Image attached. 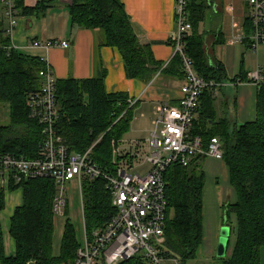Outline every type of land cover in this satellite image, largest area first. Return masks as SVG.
<instances>
[{
  "label": "trees",
  "instance_id": "1",
  "mask_svg": "<svg viewBox=\"0 0 264 264\" xmlns=\"http://www.w3.org/2000/svg\"><path fill=\"white\" fill-rule=\"evenodd\" d=\"M1 3V0H0ZM47 3L27 10L21 1L17 9L23 15L45 12ZM207 0H189L186 8L192 30L185 39V53L195 71L207 82L224 84L228 80L221 63L210 65L205 57L200 26L205 21ZM72 21L87 30H101L104 46L117 49L124 63L126 77L151 83L160 73L185 80L182 57L176 54L165 66L155 60L151 47L143 45L121 0H72ZM5 20L0 19V105L9 106L10 123L0 126V154L27 159L38 157L44 141L42 129L29 116L27 99L41 87L39 73L46 68L39 58L10 49L12 40L6 34ZM246 32H251L247 21ZM165 66V67H164ZM258 94V119L241 126L217 120L214 94L201 98L193 136L201 138L204 148L213 138L223 147V162L230 172V185L237 201L223 207V222L235 216L238 239L231 257L220 264H261L264 247V85ZM125 93L109 94L105 74L85 80H57L58 119L55 131L71 153L82 154L93 147V161L107 172H115L113 146L129 133L137 104L130 108ZM210 121L212 124H209ZM198 157L189 167L172 165L165 173L169 208L166 214V257L182 264L194 261L203 244V193L205 174ZM23 189L22 207L11 219L10 235L16 243V256L6 257L1 243L0 264H74L80 243L76 230L67 221L61 255L53 256L55 232L53 206L57 186L51 180L24 181L11 184L10 191ZM82 198L88 233L105 226L115 215L112 198L103 180H84ZM5 206V191L0 189V211ZM232 233V232H231ZM2 235L0 231V241ZM99 264H106L100 261ZM121 264H144L136 258Z\"/></svg>",
  "mask_w": 264,
  "mask_h": 264
},
{
  "label": "crops",
  "instance_id": "2",
  "mask_svg": "<svg viewBox=\"0 0 264 264\" xmlns=\"http://www.w3.org/2000/svg\"><path fill=\"white\" fill-rule=\"evenodd\" d=\"M16 1H21L27 10L35 9L39 3H50L47 4L45 12L39 14L23 15L22 11H19L18 25L12 38L15 50L23 55L43 60L51 67L56 80H85L105 74L107 93H125L129 98L138 100L130 131L126 135H131L138 141L143 140L141 142L146 145L156 117V108L161 103L178 105L184 81L160 73L149 84L127 79L122 56L117 49L104 46L103 31L83 29L73 23L70 12L72 0ZM121 1L141 44L150 46L155 60L167 66L175 55L172 38L176 32V0ZM207 3L205 21L200 26L205 57L210 65L217 62L223 64L228 75L221 92L213 97L215 116L217 120L227 119L229 124L238 126L254 123L258 119V94L261 87L252 83L250 76L261 68L264 77V45L253 51L247 41L231 44L234 38L246 33L249 20L246 0H207ZM0 19L5 20L4 27L7 29L9 23L5 18L3 0L0 3ZM39 40L67 41L70 46L68 49L54 47L49 50L33 47V43ZM8 108L9 106L3 107L0 121L4 120L3 114ZM198 116L199 113L196 121ZM209 124L212 122L210 121ZM139 143L137 142L136 145ZM200 163L207 179H217L216 183L209 179L208 184L205 178L202 244L205 260L201 261V264H220L215 254L220 239V229L225 227L224 222L222 223L221 208L236 203L237 198L235 191L229 186L230 172L223 161L204 158ZM220 180L224 182L222 191ZM70 185H72L71 189L73 187L78 191L76 182ZM1 188L5 191V206L0 211L2 235L0 248L2 243L5 256L15 257L16 243L10 235L11 219L15 211L22 207L24 193L23 189L10 191L9 187L2 186L0 182ZM81 201L80 219L84 223L83 198ZM72 206L68 199L64 214L54 218L53 256L55 258L61 255L66 223L68 220L72 221L68 215V210ZM81 239L82 237L78 239L79 243ZM169 264L174 263L169 262ZM261 264H264V248L261 250Z\"/></svg>",
  "mask_w": 264,
  "mask_h": 264
},
{
  "label": "built area",
  "instance_id": "3",
  "mask_svg": "<svg viewBox=\"0 0 264 264\" xmlns=\"http://www.w3.org/2000/svg\"><path fill=\"white\" fill-rule=\"evenodd\" d=\"M189 0H176V32L172 38L175 55L182 57L185 72L178 105L161 103L156 108V117L146 146L137 144V153L119 157L115 172L102 170L92 158L93 147L82 154L71 153L61 142L55 131L58 119L56 103V78L49 65L39 73L41 87L27 99L29 116L42 129L44 141L39 147L38 157L27 159L11 154H0V182L2 186L19 185L24 181L51 180L57 186L54 201L55 216L63 215L68 199L66 193L71 183L78 184L82 198L84 180H103L112 198L116 215L103 227L87 232L84 220L82 239L74 264H121L140 259L144 264H182L166 257V214L169 208L167 185L164 177L172 165L189 167L198 157L223 160V147L219 138H213L206 148L192 130L205 92L219 94L224 84L207 82L195 71L193 63L185 53V39L192 30L186 12ZM5 18L9 26L6 34L12 40L18 25L19 10L16 0H3ZM249 8L251 32L234 38L231 44L244 41L257 51L264 45V0H246ZM67 41H35L33 47L68 49ZM15 49L13 41L10 49ZM174 55V56H175ZM250 81L257 86L264 85L262 70L251 74ZM138 103L129 98L130 108ZM145 149L148 174H133L139 149ZM116 151L113 147L112 155ZM114 159V158H113Z\"/></svg>",
  "mask_w": 264,
  "mask_h": 264
},
{
  "label": "rangeland",
  "instance_id": "4",
  "mask_svg": "<svg viewBox=\"0 0 264 264\" xmlns=\"http://www.w3.org/2000/svg\"><path fill=\"white\" fill-rule=\"evenodd\" d=\"M219 92H221V89H219ZM4 106H6V105H0V112H2ZM9 118H10V109L8 108L7 111L6 110L4 111V114H3V119L4 120L0 121V126H6V125H8L10 123ZM197 120H198V118H197ZM141 141H143V140L138 141V140H136L135 137H133L131 135H126L119 142L118 145H114L113 146L114 149H115V151H116L115 156L113 155V158H114L113 159V162H114V160H115V162H117V161H119V159H118L119 157H123V156H126L127 154H129L130 151H131V149H133V153L136 154L137 153V147H138L136 145V143L137 142H140L139 144L141 145V147L144 145V142H141ZM145 149L144 148H141V149L138 150L139 151V153L137 154L138 155V160L135 162V168H134V173L133 174H139L141 176H145L149 172L150 166L148 164H146V160H145ZM203 169L204 168H201V170L204 172ZM204 174H205V172H204ZM205 176H206V174H205ZM209 179L210 180L212 179L214 183L217 182V179H215V178H208V179L206 178L208 184H209ZM220 183H221L220 190L222 191L223 188H224V182H222L220 180ZM71 186L72 185H70L68 187V192L66 193L67 199H69L70 200V203L73 205L68 210V215H69V217L73 221L72 222L70 220V222L72 223V225L74 226V228L76 230L77 238L80 239L82 237L81 224L83 223L81 221V219H80L81 218L80 209H81V205H82L81 202L82 201H81V197H80L79 192L75 188H73V187L71 189ZM229 186H231V185H229ZM221 212L223 214V208H221ZM223 218L224 217L222 216V223L224 221ZM223 224H224L225 227H228L229 229H231V232H232L231 233V236L229 238L230 244H229V249H228V254H227V258H229V257L232 256V254L234 252V249H235L236 243H237V239H238L237 224H236V218H235V216L234 215L231 216V220H230L229 225H227L226 222H224ZM223 228L220 229V234H221V230ZM219 238H220V235H219ZM263 248H262V250H263ZM215 258H216V260H219L217 258V256H216V254H215ZM203 260H205V257H204V248L201 246V248L199 250V253H198L197 259L194 260V261H190L187 264H201V261H203ZM99 263H100V261L97 262V264H99Z\"/></svg>",
  "mask_w": 264,
  "mask_h": 264
},
{
  "label": "water",
  "instance_id": "5",
  "mask_svg": "<svg viewBox=\"0 0 264 264\" xmlns=\"http://www.w3.org/2000/svg\"><path fill=\"white\" fill-rule=\"evenodd\" d=\"M230 236H231V229H229L228 227H224L221 230L218 248L216 252V256L218 259H225L227 257L229 244H230V240H229Z\"/></svg>",
  "mask_w": 264,
  "mask_h": 264
}]
</instances>
